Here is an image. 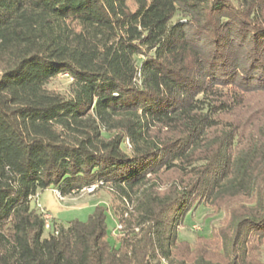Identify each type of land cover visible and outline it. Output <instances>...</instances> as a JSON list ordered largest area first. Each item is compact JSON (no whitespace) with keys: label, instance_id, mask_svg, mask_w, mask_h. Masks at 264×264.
Wrapping results in <instances>:
<instances>
[{"label":"trees","instance_id":"1","mask_svg":"<svg viewBox=\"0 0 264 264\" xmlns=\"http://www.w3.org/2000/svg\"><path fill=\"white\" fill-rule=\"evenodd\" d=\"M260 96L264 0H0V264H264ZM89 188L136 197L118 248L103 206L56 236L30 206ZM199 205L219 249L178 241Z\"/></svg>","mask_w":264,"mask_h":264},{"label":"rangeland","instance_id":"2","mask_svg":"<svg viewBox=\"0 0 264 264\" xmlns=\"http://www.w3.org/2000/svg\"><path fill=\"white\" fill-rule=\"evenodd\" d=\"M71 80L67 76H58L53 79L46 87L48 91L67 95ZM250 108H262L264 110V96L256 97L250 100ZM198 164H193L189 159H183L175 165H168L166 168L175 167L185 176L193 174L198 168ZM163 183L172 182L177 178L174 172L164 173ZM131 201L119 202L115 195L108 188H98L91 192L83 190L79 193L59 198L54 190L46 189L38 192L35 199L30 203L32 208H42L52 217L53 226L58 230L67 227L71 221L85 222L88 216L93 212L97 205L103 206L106 210V231L107 238L111 246L118 248L119 240L123 234L130 229L135 232L138 228L136 225V217L133 216V207L136 197L131 195ZM121 218V222H119ZM55 223V224H54ZM117 226L120 229H117ZM227 226V218L224 212L214 213L208 206L199 205L195 210L188 213L183 220V224L177 226L178 241H186L191 246L199 244L202 238L207 244H213V248L219 249L222 243L219 239H213V233L221 234L220 228ZM134 227V228H133ZM226 228V227H225ZM227 232V231H226ZM225 232V233H226ZM46 235V234H44ZM258 244L262 261L264 262V242H254ZM161 264H167L162 261Z\"/></svg>","mask_w":264,"mask_h":264},{"label":"built area","instance_id":"3","mask_svg":"<svg viewBox=\"0 0 264 264\" xmlns=\"http://www.w3.org/2000/svg\"><path fill=\"white\" fill-rule=\"evenodd\" d=\"M86 190H87L88 192H91V191H93L94 189H93V188H89V189H86ZM54 192H55V194H56L59 198H61L58 192H56V191H54ZM37 209L39 210V212H40V214H41L42 221H43V231H44L45 233L52 232L53 235L56 236V235L58 234V229H57L55 226L52 225V217H51L49 214H47V213H46L42 208H40L39 206H38ZM117 229H120V227L117 226Z\"/></svg>","mask_w":264,"mask_h":264}]
</instances>
